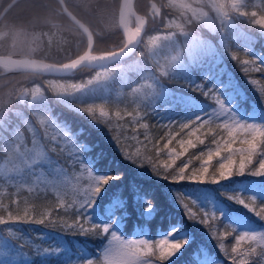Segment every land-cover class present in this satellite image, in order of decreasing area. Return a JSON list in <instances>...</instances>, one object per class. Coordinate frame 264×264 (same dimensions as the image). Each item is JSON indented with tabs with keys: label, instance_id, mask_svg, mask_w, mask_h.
<instances>
[{
	"label": "trees",
	"instance_id": "obj_1",
	"mask_svg": "<svg viewBox=\"0 0 264 264\" xmlns=\"http://www.w3.org/2000/svg\"><path fill=\"white\" fill-rule=\"evenodd\" d=\"M18 12L9 11L12 15H18ZM14 22L16 25L20 24L19 16ZM100 48L104 51L112 49L108 42L101 43ZM218 52L221 58L217 61L213 59L211 62L203 61L195 74L194 81L206 86L213 85L216 98L212 100L213 106L219 104L217 103L219 97L228 111L209 123H202L194 132L186 134L183 132L185 129H181L177 123L169 124L173 130L169 132L167 125L163 123L168 116H171L170 120L174 115L178 119V114L169 115L166 111H162V114L157 115L148 112L144 119L150 130L146 128L148 134L145 138L149 140L153 137V141L145 151H129V148L126 151L125 148L130 147L129 140L111 139L113 141L109 143V139L105 138L113 133H102V130L93 126L84 114L51 101L49 112L67 125L74 135L75 143L83 149L78 151L80 162L75 165L76 169L88 170L92 179L94 176L109 175L119 176L120 179L111 180L104 185L93 207L85 210L92 223L111 224L108 233L97 234L93 231L88 235H80L81 226L85 229L91 228V222L85 220L84 213L77 215L81 205L61 203L50 191L38 192L30 201L21 204L13 203L12 197L6 198L0 195V213L3 212L6 216L10 229L17 237H14L15 243L18 244L16 247L27 255L26 264H88L89 260H92L93 264H103L100 252L112 236V231L121 238L142 237L154 243L159 235L169 236L165 233H171L173 230H176L175 233H180L174 239L187 238L188 242L167 260L160 261L157 256L152 260L150 257L151 264H232V258L237 259L238 264L241 259L246 264H264V255L261 254L264 253V248L261 245L252 243L250 239L237 242L236 236L240 231L233 228L224 218H218L217 221L214 218L198 219L197 217H202L201 206L191 200V195H197L201 189H208L210 197L207 203L212 210L218 205L216 213L227 207L228 211L234 208L235 213L248 218L250 228L264 227V220L256 215V213L264 215V197L253 195L247 190L250 189L252 182L257 183L254 187L264 184L262 178L264 176L234 175L218 183L207 181L198 183L191 180L174 182L171 177L166 180L153 174V165L163 175L165 171L168 173H172L173 170L178 171L184 164H188L185 171L190 173L193 169L200 168L208 159L209 150L215 151L214 139L223 142L231 138L229 137L231 132L237 140L233 147L239 148L241 145L238 141L246 138V129L239 127L238 124L264 125V70H262L264 69V35L253 28L250 33L228 38L227 45L219 46ZM233 56L236 59H233ZM64 60L66 59L62 58L56 62ZM242 63H247L248 67L243 68ZM220 68L222 70L216 72ZM94 70L82 68V71L77 70L79 73L66 77L84 78ZM219 85L224 87H218ZM224 123L228 124L226 129L219 127ZM5 124L7 127L14 126L11 116L4 117L0 121V134L6 136V129L3 128ZM181 140L185 143L190 140L195 147H188L187 151L180 154ZM201 140L203 144L199 142ZM165 144H168V148L164 147ZM169 149L173 151H168ZM201 152L205 153L202 159ZM123 153L131 155L137 160V164L126 160ZM228 155L229 153L222 151L219 156H213L212 160L208 161L209 178L219 164L225 162ZM238 155L239 153H236L234 156L233 167L238 164ZM166 164H171V168L165 170ZM65 165L71 167L68 163ZM78 165H83V168ZM248 167L258 168L259 157L255 158L253 164ZM229 195L241 196L253 211L243 209L241 204L228 200ZM252 196L256 199H252ZM186 201L194 205L195 214L187 209ZM5 202L6 205L11 202L8 206L11 209H4ZM149 203L152 208L150 211H145ZM204 220L207 222L204 223ZM35 221H43V223ZM47 235L49 236L46 237ZM221 240L227 252L220 248ZM35 245L59 249V251L53 256H40L34 250ZM233 246L237 248L236 254L231 252Z\"/></svg>",
	"mask_w": 264,
	"mask_h": 264
},
{
	"label": "rangeland",
	"instance_id": "obj_2",
	"mask_svg": "<svg viewBox=\"0 0 264 264\" xmlns=\"http://www.w3.org/2000/svg\"><path fill=\"white\" fill-rule=\"evenodd\" d=\"M168 2L171 9H175L174 18L167 22L170 30L150 31L145 35L140 46L138 45L135 53L122 61L96 68L84 78H77L78 76L43 78L25 73L0 78V107L7 108L0 111V121L6 115V117L11 116L14 122V126L3 125L6 136L0 134L1 196L12 197L13 203L21 204L30 201L38 192L50 191L61 203L76 204V206L83 203L84 194L94 181L88 170L76 169L75 165L80 162L78 151L83 149L75 143L74 135L67 125L51 115L49 112L51 101L84 114L93 126L102 130V133H113L105 138L109 139V143L117 140L113 137H117L118 140H129L130 147H126V151H145L153 141V137L149 140L145 138L148 134L146 128L150 130L144 119L148 112L157 115L162 114V111H166L169 115L178 114V119L174 115L170 120L171 116H168L163 123L167 125L168 132L172 130L169 127L170 123L178 125L188 123L189 128L183 130L185 134L194 132L195 128L200 127L205 121L209 123L225 115L226 112L221 109L220 104L216 106L212 104V100L216 99L213 85L195 83V74L203 61L211 62L212 59L217 61L221 58L218 52L219 46H226L228 38L250 33L251 30L253 31L252 28H256L261 35H264V29L255 23L264 18V0H216V3L228 5L226 11L231 18L222 23L221 13L212 6L213 0H168ZM181 11L187 15V18L195 12L198 14V19L193 20L192 23H188L186 18V21H183L178 14ZM204 13L207 14L206 21L199 18ZM252 13H256L255 18L252 17ZM106 20L108 25L113 24L111 18L108 17ZM3 25L4 22H0V31H5L2 30ZM9 29L20 33L16 48L13 50L12 40L7 39L5 44L0 43V54L10 55L12 51H16L23 56L32 57L34 54L32 49L28 47L29 44L23 42L24 30L16 24L6 23V31ZM165 37L170 38L164 39ZM41 41L43 43L41 58L56 62L58 58L64 56L59 53L62 50L56 52L60 55L53 53L54 43L49 34L42 35ZM242 67L247 68L248 64L242 63ZM103 70L109 72L105 73ZM221 70L220 68L216 72ZM98 73L102 81L88 85L87 81L96 79ZM73 84H85V87L75 92L69 87ZM37 88L40 89L37 98L32 99L31 93ZM24 89L28 90V95L21 97ZM65 90L73 94L57 95V92ZM204 92H208L209 95L205 96ZM25 97L28 100L21 106ZM88 107L93 108L94 115L84 111ZM38 153L43 154L39 159ZM33 160L36 161L31 163ZM65 163L71 167L68 168ZM82 166L78 165L80 168H83ZM255 184L257 183L252 182L250 189L247 190L253 195L264 197V184L254 187ZM209 197L208 189H201L197 195H191L193 203L201 206L202 217H197L198 219L214 218L217 221L218 218H224L240 233L264 232L263 226L255 229L251 227V229L248 218L235 213L234 208L228 211L227 207L216 213L218 205L212 210L207 203ZM186 205L189 211L196 213L193 204L186 201ZM6 206V210L11 209L8 208L9 205ZM241 206L243 209H248L242 204ZM0 219L5 221L0 224V264H26L28 257L24 251L17 248L18 244L14 241V237H17L10 229L8 219L2 215ZM214 232H216L215 225ZM165 234L169 235V233ZM179 234L174 233L172 237L162 234L157 239H174ZM142 239L144 238L109 237L100 252L103 264L118 261L126 250L128 241ZM251 241L264 248V239L259 235ZM156 242L152 243V249L146 250L139 258L140 264H151L153 258L159 256L155 248ZM34 247L40 256H53L56 252L42 245ZM109 249H112V252L106 259L105 253Z\"/></svg>",
	"mask_w": 264,
	"mask_h": 264
},
{
	"label": "snow or ice",
	"instance_id": "obj_3",
	"mask_svg": "<svg viewBox=\"0 0 264 264\" xmlns=\"http://www.w3.org/2000/svg\"><path fill=\"white\" fill-rule=\"evenodd\" d=\"M15 6V0H12V4L9 5L8 9H5L4 13H0V16L4 15L11 7ZM213 7L221 13V23L224 21H228L231 17L230 14L226 11L228 8V5L225 4H219L216 3V0H213ZM224 10V11H221ZM69 15L71 16V13L68 11V7L65 4V0H59V2L53 7L49 4H43L40 6V10L35 12L34 19L36 21L40 20H47V17L49 15L55 16V15ZM240 15H246V13H240ZM256 13H252V17L255 18ZM201 18L203 21L207 20V14H202ZM73 21L79 26V28L83 29L85 33H88V48L90 51L85 52L83 55H79L78 58L71 59L69 58V62H53V63H44L39 60L35 59H11L8 58L6 60L0 59V64H3L5 68L8 69H19L22 70L25 74L29 75H35L38 76L43 73H49L53 75H58L61 73H69L73 72L75 70L80 69L84 65H89L93 63H101L106 61L107 59L120 55L125 50H127L130 46L137 43V38L140 36V28L137 27L135 31L132 32H126L125 34V40L123 42V46L119 48L118 51H104L102 54L95 55L92 54L93 44H92V33L89 32V29L84 26V24L80 23L78 20H76L75 17H72ZM198 19V14L193 12L192 16H189L187 18L188 23H192L193 20ZM121 21L123 22V12H121ZM259 25L261 29H264V18H261L258 21H255ZM223 30V29H221ZM42 35V34H41ZM20 36V33L13 29H9L8 31H0V40H12V49L14 50L16 48V43L18 40V37ZM170 37H165L164 39H168ZM40 37H33V39L30 41V44H37ZM34 51V49H33ZM10 55H21L20 52L12 51ZM233 59H236L235 56L232 57ZM264 70V69H262ZM105 73L109 72L107 70H103ZM102 81L99 77V73L97 74L96 79H90L87 81L88 85H91L95 82ZM71 89H73L75 92L80 90L81 88L85 87V84H73L69 86ZM40 89H35L31 95L32 99L37 98V93H39ZM73 94L71 91H61L57 92L58 96H66ZM28 95V90L24 89L21 93V97ZM205 96H208V92H204ZM217 103L220 104L221 109L224 112H227L228 109L224 107V102L217 97ZM6 107H0V111L6 110ZM89 115H94L93 108L88 107L84 109ZM200 119L198 118L197 121ZM207 123V121H205ZM239 127H243L246 129V138L239 140V144L241 145L239 148H234L233 144L237 142L236 137L232 135L231 132H229L230 139L223 140H215L214 143L216 144L215 151L209 150L207 152L208 159L204 161V163L200 166L198 169H193L190 173L186 172L185 169L188 168V164H184L183 167H180L177 170H173L172 173H168L165 171V174H161L160 170L156 168L155 165H153V174L158 176L161 179L168 180L169 177H171V180L174 182L182 181V180H191L198 183H218L221 180H225L228 178H231L232 176H239V175H251V176H264V125L256 124V123H246L243 125L238 124ZM181 129H187L189 128L188 123H182L179 125ZM221 128H227L228 124L224 123L219 125ZM113 139H117V137H113ZM201 144L204 142L201 140L199 141ZM181 146V153L187 151L188 147H195V144L192 141H188L185 143L184 140H181L180 142ZM165 148H168V144L164 145ZM224 151L229 153V155L225 158V162L219 164V167L215 170V172L210 174L209 178V168L207 166L208 161L212 160L213 156H219L220 153ZM236 153H239L238 155V164L233 167L234 164V156ZM42 153L37 154V158L39 159L42 157ZM124 158L126 160H129L135 164H137V160L132 158L131 155L127 153H123ZM205 153L201 152L200 157L201 159L204 157ZM259 157V167L255 168H249V165L253 164V160L255 158ZM37 159V160H38ZM36 160L31 161V163H34ZM165 170L167 168H171V164H166ZM118 180L120 179L119 176L113 177L111 175L109 176H94V184L91 185L84 194V200L83 203L80 206V211L77 213L79 215L81 212L84 213L85 220L91 222V219L88 215L85 214V210L91 209L95 203L96 197L101 192L104 185L108 184L111 180ZM252 199H256L255 196L251 197ZM228 200L235 201L237 204H242L245 208H248V210L251 212L253 209L249 208L248 204L245 202V199L241 198V196H233L229 195L227 197ZM152 208V205L149 203L145 207V211H150ZM256 215L259 217V219L264 220V215L260 213H256ZM12 219V217H10ZM36 223H43V221H35ZM204 223L207 221L204 220ZM5 223L3 219H0V224ZM77 223H80V221H77ZM112 227L111 224H96L91 222V228L85 229L83 226L79 229L80 235H88L89 233L95 231V233H108L110 228ZM176 230H173V232L169 233V236L173 235ZM111 235L113 238H116L117 233L115 231L111 232ZM257 235H259L262 239H264V232L257 233L255 231L249 232V231H243L239 235L236 236L237 242L244 240V239H250L255 240ZM187 238H181V239H168L164 238L161 240H158L156 242L155 248L159 252L158 259L160 261H164L169 259V257H173L181 248L184 247V245L187 243ZM220 248L223 249L225 252H227V249L224 247V244L221 243ZM153 245L152 243L147 239H142L138 241H128L126 250L123 251V253L120 255V258L118 261H109V264H140V257L143 255V253L146 250L152 249ZM47 251V250H46ZM54 251H59V249H55ZM112 249H109L105 253V258L111 254ZM232 254L237 253V248L235 246L231 249ZM51 252H48V254ZM264 255V253H261ZM155 255V253H153ZM88 264H93L92 260L88 261ZM232 264H238L237 259L232 258ZM239 264H246L244 260H240Z\"/></svg>",
	"mask_w": 264,
	"mask_h": 264
},
{
	"label": "flooded vegetation",
	"instance_id": "obj_4",
	"mask_svg": "<svg viewBox=\"0 0 264 264\" xmlns=\"http://www.w3.org/2000/svg\"><path fill=\"white\" fill-rule=\"evenodd\" d=\"M9 1L0 0V11ZM17 2H15V6L8 10V15L7 13L4 14L1 20V22H4L2 30L6 31V23L15 24L14 19L19 16L20 24L17 25L24 30L22 33L23 42L29 44L28 47L32 49V54H42L43 43L41 37L46 33L50 35L54 43L53 53L64 55L58 60L64 57L68 60L84 52L87 47L86 35L67 15H49L46 21L43 19L36 21L34 19V14L40 10L41 5L49 4L55 7L59 0H19ZM65 4L68 10L92 33V52L104 51L100 48L103 42H108L112 49L120 48L123 45L124 37L118 26L120 0H65ZM133 7L146 21L140 44L143 42L145 35L154 29H158V31L170 30L167 22L174 18L175 9H171L168 0H134ZM11 10L19 11L18 15L9 13ZM178 14L183 21H186L187 15H184L182 11ZM108 17L113 20V24H107L106 18ZM128 24L131 28L136 27L131 15L128 16ZM33 37H40L37 44H30ZM0 43L5 44L6 40H0ZM58 50H62L59 52L60 54L56 53ZM34 54L33 56H35Z\"/></svg>",
	"mask_w": 264,
	"mask_h": 264
},
{
	"label": "water",
	"instance_id": "obj_5",
	"mask_svg": "<svg viewBox=\"0 0 264 264\" xmlns=\"http://www.w3.org/2000/svg\"><path fill=\"white\" fill-rule=\"evenodd\" d=\"M17 0H15L16 2ZM133 1L134 0H120V4H119V8H118V26H119V30L121 31L123 37H124V40H125V34L126 32H132V31H135V29L137 27L140 28V36L137 38V43L130 46L127 50H125L123 53H121L120 55H117V56H114V57H111L109 59H107L106 61L104 62H101V63H93V64H89V65H84L82 67H88V68H102V67H105L107 65H110V64H113V63H116L118 61H121V60H124L126 58H128L137 48L139 42H140V39H141V36L145 30V24H146V21L144 18H142L135 10H134V7H133ZM12 4V0H10L5 6L4 8L1 10L0 13H4L5 12V9H8L9 8V5ZM69 11V10H68ZM70 12V11H69ZM121 12H123V22L121 21ZM71 13V12H70ZM131 15L134 19V22L136 23V27L135 28H131L128 24V16ZM3 16V15H2ZM0 16V19L1 17ZM70 20L79 28V26L73 21L72 17H75L72 13H71V16L67 15ZM76 18V17H75ZM76 20H78L76 18ZM79 21V20H78ZM80 22V21H79ZM81 23V22H80ZM85 35H86V38H87V45H88V33H85L83 31V29L79 28ZM92 44H93V38H92ZM123 46V45H122ZM121 46V47H122ZM119 48L115 49V50H112V51H118ZM90 51V49L88 48V46L86 47V49L84 50V52H82L81 54L79 55H83L85 52H88ZM92 51V50H91ZM103 52H100V53H93L92 54H95V55H99V54H102ZM78 55V56H79ZM78 56L76 57H73L71 59H75V58H78ZM8 58H11V59H35V60H39V61H42L44 63H53L51 61H48V60H45V59H41V58H36V57H27V56H13V55H2L0 54V59H8ZM64 62H69V60L67 61H64ZM81 67V68H82ZM0 68L3 69V71L0 72V76H4V75H10V74H14V73H24L22 70H19V69H8V68H5L3 64H0ZM75 71L73 72H69V73H61V74H58V75H53V74H49V73H43V74H40V75H45V76H53V77H64V76H70V75H73Z\"/></svg>",
	"mask_w": 264,
	"mask_h": 264
},
{
	"label": "bare ground",
	"instance_id": "obj_6",
	"mask_svg": "<svg viewBox=\"0 0 264 264\" xmlns=\"http://www.w3.org/2000/svg\"><path fill=\"white\" fill-rule=\"evenodd\" d=\"M41 58V57H40ZM41 59H43V58H41ZM64 59V58H63ZM66 59V58H65ZM69 60V59H68ZM64 61H67V60H64ZM64 61H62V62H64ZM42 76H45V75H42ZM47 77H53V76H47Z\"/></svg>",
	"mask_w": 264,
	"mask_h": 264
}]
</instances>
